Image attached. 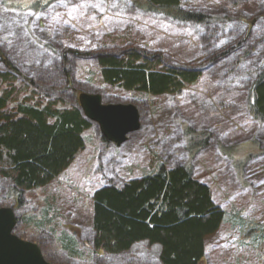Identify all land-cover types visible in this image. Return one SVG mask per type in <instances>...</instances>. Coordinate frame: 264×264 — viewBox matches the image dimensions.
Wrapping results in <instances>:
<instances>
[{
	"label": "rangeland",
	"instance_id": "rangeland-1",
	"mask_svg": "<svg viewBox=\"0 0 264 264\" xmlns=\"http://www.w3.org/2000/svg\"><path fill=\"white\" fill-rule=\"evenodd\" d=\"M146 6L142 0H0V76L10 73L28 105H75L88 93L104 104H132L140 115L139 131L121 146L104 143L90 122L85 149L69 169L22 194L14 234L37 244L51 264H161L160 248L147 243L120 255L94 252L92 201L102 188L182 167L210 188L224 213L221 228L205 239L200 264H264V120L250 110L252 87L264 71V0H183V10L204 23ZM129 49L160 68L196 71L200 79L155 97L106 83L98 58ZM17 197L0 176V209H14Z\"/></svg>",
	"mask_w": 264,
	"mask_h": 264
},
{
	"label": "trees",
	"instance_id": "trees-1",
	"mask_svg": "<svg viewBox=\"0 0 264 264\" xmlns=\"http://www.w3.org/2000/svg\"><path fill=\"white\" fill-rule=\"evenodd\" d=\"M142 1L147 10L171 19L205 22L200 14L184 11L183 0ZM98 65L106 83L154 97L176 93L200 79L193 70L160 68L133 49L98 58ZM7 67L15 70L11 64ZM10 78V73L0 76V176L10 180L18 193L15 211L24 204L22 194L47 187L69 169L85 149L84 134L91 123L76 100L75 105L43 101L28 105L23 90ZM251 97V112L264 120V71ZM102 141L109 143L104 137ZM92 202L94 252L120 255L147 243L160 248L161 264H200L206 254L205 239L224 222L210 188L182 167H162L122 188H102Z\"/></svg>",
	"mask_w": 264,
	"mask_h": 264
},
{
	"label": "water",
	"instance_id": "water-1",
	"mask_svg": "<svg viewBox=\"0 0 264 264\" xmlns=\"http://www.w3.org/2000/svg\"><path fill=\"white\" fill-rule=\"evenodd\" d=\"M85 118L99 126L102 136L117 146L140 129V115L136 106L104 104L99 94L82 93L78 97ZM17 217L13 208L0 209V264H51L35 243L14 234Z\"/></svg>",
	"mask_w": 264,
	"mask_h": 264
}]
</instances>
